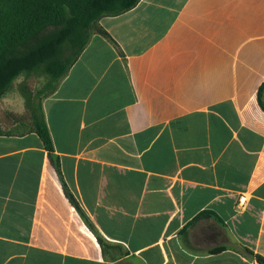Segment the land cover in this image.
Segmentation results:
<instances>
[{
	"label": "crops",
	"instance_id": "0c3cea01",
	"mask_svg": "<svg viewBox=\"0 0 264 264\" xmlns=\"http://www.w3.org/2000/svg\"><path fill=\"white\" fill-rule=\"evenodd\" d=\"M99 26L119 48L93 34L42 106L70 191L126 255L104 256L30 132L0 135V264H258L264 0H141Z\"/></svg>",
	"mask_w": 264,
	"mask_h": 264
},
{
	"label": "trees",
	"instance_id": "16d2710c",
	"mask_svg": "<svg viewBox=\"0 0 264 264\" xmlns=\"http://www.w3.org/2000/svg\"><path fill=\"white\" fill-rule=\"evenodd\" d=\"M141 0H0V100L12 89L16 80H25L18 86L25 100L24 115H13L16 130L0 128L1 136L36 133L43 142L49 158L61 181L70 204L77 209L90 230L96 235L104 256L117 260L126 255L120 246L106 243L82 209L79 201L64 180L60 157L43 111V99L54 94L61 79L78 60L91 36L100 34L119 48L109 33L99 26L106 16H117L138 5ZM80 28L84 39L79 40ZM70 46L71 54L61 57ZM45 72L47 81L40 89H33L28 81ZM204 217L222 219L214 212L204 211L193 222ZM221 249L213 253L221 252ZM258 264L264 257L245 248Z\"/></svg>",
	"mask_w": 264,
	"mask_h": 264
},
{
	"label": "rangeland",
	"instance_id": "374dc122",
	"mask_svg": "<svg viewBox=\"0 0 264 264\" xmlns=\"http://www.w3.org/2000/svg\"><path fill=\"white\" fill-rule=\"evenodd\" d=\"M79 30L81 31L80 32L81 34H80L79 40H82V39H84V36H85V30H84V28H80ZM65 49H66V52L63 53V54H61V57H65V56H68V55L71 54V52H70V46H67ZM42 73L43 74H41L39 76H36V77H33V78H31L28 81V83L35 90L42 88L44 86V84L46 83V81H47V76L45 75V72L42 71ZM14 93H16L18 96H21L22 97L21 92L19 91V89H17V90L15 89V92Z\"/></svg>",
	"mask_w": 264,
	"mask_h": 264
},
{
	"label": "built area",
	"instance_id": "2783aa9c",
	"mask_svg": "<svg viewBox=\"0 0 264 264\" xmlns=\"http://www.w3.org/2000/svg\"><path fill=\"white\" fill-rule=\"evenodd\" d=\"M245 200H246V198H242L240 202L243 204L245 202Z\"/></svg>",
	"mask_w": 264,
	"mask_h": 264
}]
</instances>
